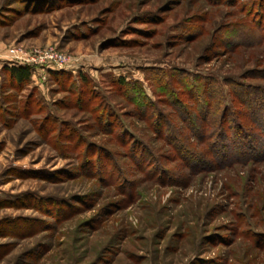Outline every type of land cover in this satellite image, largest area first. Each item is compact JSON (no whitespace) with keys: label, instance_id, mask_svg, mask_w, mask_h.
I'll return each instance as SVG.
<instances>
[{"label":"rangeland","instance_id":"374dc122","mask_svg":"<svg viewBox=\"0 0 264 264\" xmlns=\"http://www.w3.org/2000/svg\"><path fill=\"white\" fill-rule=\"evenodd\" d=\"M237 2L0 0V264H264V134L236 136L230 163H189L204 147L163 87L184 100L182 71L264 83L262 49L213 35L262 4ZM12 64L29 65L27 82L10 83ZM129 91L156 105L159 127Z\"/></svg>","mask_w":264,"mask_h":264},{"label":"trees","instance_id":"16d2710c","mask_svg":"<svg viewBox=\"0 0 264 264\" xmlns=\"http://www.w3.org/2000/svg\"><path fill=\"white\" fill-rule=\"evenodd\" d=\"M231 1L235 6L238 5V0ZM261 3L258 13L253 12V15L250 16L247 12L248 14L246 13L244 17L238 18L237 22L221 28L217 33H213L217 38V43H228L226 48L229 50L253 46L262 49V52H264V0H261ZM245 5L238 6V10L245 11ZM223 31L227 32L223 33ZM217 34L220 37H217ZM4 71L9 77L10 83L13 82L17 85L27 82L31 75L30 67L27 64H12L4 67ZM248 74L246 77L250 78L251 76ZM56 75L59 76L60 74L54 72L53 76L56 77ZM263 75L264 72L260 71L258 76L264 79ZM174 77L175 82L179 83L183 93L186 94V98L183 100L175 96V93L170 90L171 85H173L170 81L163 86L165 95H168L167 100L177 110L184 123L183 125L190 131V134L196 136L197 144L204 147L203 152L205 155H197L184 145L180 146L174 143L176 151L191 152L190 155L192 156L188 158L189 163L194 159L198 161L199 156H202V160L207 159L209 161L212 159L211 155H213L214 161L226 160L227 163H230L234 159H239V157L229 159L226 150L229 145L237 144L236 142L239 141L238 136L250 134L247 133L246 128L249 131L264 134V83H251L244 80V78L238 80L227 75L220 78L215 73L192 75L182 71ZM118 86L121 87L122 84ZM86 93L88 96L85 94L84 100L95 98L94 92L86 91ZM134 96V91L132 93L130 91L129 93L125 92L124 94V98L135 108L137 107L136 109L143 110L144 107L143 112L145 113L146 110L151 109V112L147 113L143 119L146 123L154 122L159 127L160 122H163V118L162 113L160 114V111L156 109V105L152 102L142 101H148L142 95V98H139V96L134 98ZM104 109L106 110V113H103L106 117V123L111 124L110 128L115 129L116 120L111 119L112 111L107 107ZM241 131L245 132L246 135L241 134ZM117 136L120 137L121 135L117 134ZM168 137L170 138V135ZM240 145L242 148L245 147V153L252 150V147L248 145V141ZM143 151L145 150L143 149ZM141 157L138 155L135 162L140 161L138 164H145V157L143 156L140 160ZM185 158L187 159V157Z\"/></svg>","mask_w":264,"mask_h":264},{"label":"built area","instance_id":"2783aa9c","mask_svg":"<svg viewBox=\"0 0 264 264\" xmlns=\"http://www.w3.org/2000/svg\"><path fill=\"white\" fill-rule=\"evenodd\" d=\"M10 56L15 59H21L25 61H32L34 63H50L53 66L62 67L67 62V57L65 55L58 53L54 49L48 48L43 49L42 51L36 50L32 56L22 57L17 54V50L12 48L9 50Z\"/></svg>","mask_w":264,"mask_h":264}]
</instances>
